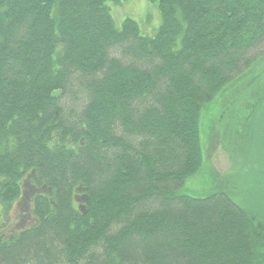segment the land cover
<instances>
[{"label":"trees","instance_id":"16d2710c","mask_svg":"<svg viewBox=\"0 0 264 264\" xmlns=\"http://www.w3.org/2000/svg\"><path fill=\"white\" fill-rule=\"evenodd\" d=\"M109 1L0 0V179L15 198L34 169L56 203L0 264H264V224L229 194L178 192L203 105L262 51L264 0H153V36Z\"/></svg>","mask_w":264,"mask_h":264},{"label":"rangeland","instance_id":"374dc122","mask_svg":"<svg viewBox=\"0 0 264 264\" xmlns=\"http://www.w3.org/2000/svg\"><path fill=\"white\" fill-rule=\"evenodd\" d=\"M107 5L118 28L125 19L132 18L143 35L153 36L162 23L157 1H109ZM263 66L264 55L241 76V82L239 78L230 79L203 105L199 119L203 149L200 167L186 178L178 192L203 197L223 190L249 215L264 223V113L245 118L243 123L238 105L240 99L255 101L252 95L259 88L249 89L250 85L264 87ZM263 111L264 107L254 108L252 115Z\"/></svg>","mask_w":264,"mask_h":264},{"label":"flooded vegetation","instance_id":"af4514ba","mask_svg":"<svg viewBox=\"0 0 264 264\" xmlns=\"http://www.w3.org/2000/svg\"><path fill=\"white\" fill-rule=\"evenodd\" d=\"M264 54V52H262ZM255 58L249 66H253ZM264 67V66H263ZM259 88L258 92H254L252 96L255 101L240 99V106L243 111L241 119L245 120L248 117L255 116L256 118L263 114L256 113L252 115V110L257 107H264V87L249 86V89ZM251 97V96H250ZM246 122L243 121V123ZM2 179V178H1ZM0 182L8 181V184H0V248L2 245L9 242L18 233L30 229L37 222L34 214L35 201L38 196L45 195L49 199L53 198L54 191L52 188H46L42 181L48 180L45 177L38 176L36 171L32 169L26 172L25 176L20 180L21 194L13 198L12 194L16 192L15 180H1ZM5 188H7L5 190ZM41 190H47L46 193L41 194ZM79 201L82 199L77 196Z\"/></svg>","mask_w":264,"mask_h":264},{"label":"bare ground","instance_id":"6f19581e","mask_svg":"<svg viewBox=\"0 0 264 264\" xmlns=\"http://www.w3.org/2000/svg\"><path fill=\"white\" fill-rule=\"evenodd\" d=\"M132 19V18H130ZM134 20V19H132ZM135 21V20H134ZM137 22V21H135ZM261 91V89H259ZM76 192H75V196L77 197L78 195H80L82 197L83 200H87V192H86V188L84 186H79V187H76ZM79 190V191H78Z\"/></svg>","mask_w":264,"mask_h":264}]
</instances>
